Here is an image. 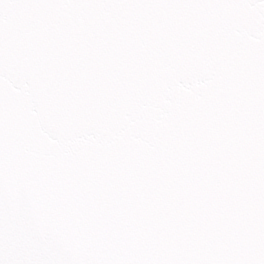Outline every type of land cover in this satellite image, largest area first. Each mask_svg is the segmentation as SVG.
Returning a JSON list of instances; mask_svg holds the SVG:
<instances>
[{"label": "snow or ice", "instance_id": "1", "mask_svg": "<svg viewBox=\"0 0 264 264\" xmlns=\"http://www.w3.org/2000/svg\"><path fill=\"white\" fill-rule=\"evenodd\" d=\"M0 264H264V0H0Z\"/></svg>", "mask_w": 264, "mask_h": 264}]
</instances>
